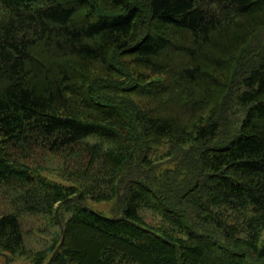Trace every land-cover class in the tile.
Wrapping results in <instances>:
<instances>
[{"label": "trees", "instance_id": "1", "mask_svg": "<svg viewBox=\"0 0 264 264\" xmlns=\"http://www.w3.org/2000/svg\"><path fill=\"white\" fill-rule=\"evenodd\" d=\"M0 191L31 264H264V0H0Z\"/></svg>", "mask_w": 264, "mask_h": 264}, {"label": "rangeland", "instance_id": "2", "mask_svg": "<svg viewBox=\"0 0 264 264\" xmlns=\"http://www.w3.org/2000/svg\"><path fill=\"white\" fill-rule=\"evenodd\" d=\"M46 165L49 171H54L56 170V167L64 166L61 160L55 159V158L52 159V161H50L49 163H46ZM1 193L2 191H0V194ZM1 198L2 196H0V201H1ZM3 203H4V200H2V203H0V212L2 211L1 207L4 205ZM88 204L93 209L97 211H101L103 214L107 216H113V215L118 214L116 210L115 200H111V201L89 200ZM141 213L145 215L147 219H150V217H148L144 213V211H141ZM24 229L28 230L26 231V241H27L28 236H32L28 240V247L34 250L41 248L43 246V243L46 242V239L48 238L49 234L52 233L53 231V227L48 223H45L43 225L34 223V224L29 225L28 227H24ZM263 237H264V230H263ZM21 263L31 264V259L25 256H19V255L13 256L12 254H9L8 252L6 253L2 251L0 252V264H21Z\"/></svg>", "mask_w": 264, "mask_h": 264}]
</instances>
